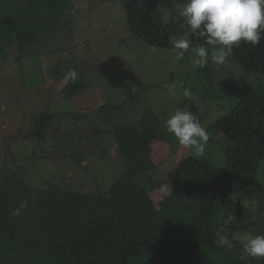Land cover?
<instances>
[{"label":"trees","instance_id":"16d2710c","mask_svg":"<svg viewBox=\"0 0 264 264\" xmlns=\"http://www.w3.org/2000/svg\"><path fill=\"white\" fill-rule=\"evenodd\" d=\"M109 1L121 3L125 26L149 47L173 50L169 37L186 30L178 11L167 21L161 17V11L174 9L186 0ZM0 4V52L13 47L17 60L45 32L63 26L65 20L71 21L65 18L72 10L69 0H0ZM191 39L192 47L204 43L198 36ZM190 56L191 50L183 59ZM229 58L246 74L264 75V39L255 46L242 42ZM204 70L201 67L199 71ZM68 74L61 93L73 98L86 89L84 75L77 68ZM235 78L232 76V83L226 79L211 83L213 93L202 97L215 105L219 103L215 97L234 100L232 107L205 130L239 148L250 170L248 183L235 187L239 177L229 165L219 168L189 155L177 163L171 190L156 206L137 178L154 168L151 145L166 141L167 134L160 117L152 109L144 110L136 123L111 126L125 169L97 193L81 222L70 224L59 207L57 212L64 225H56L53 207L64 203L70 194L60 193L52 184H43L33 193L26 185V165L2 167L0 264H264V258H241L246 238L264 234V89L260 84L256 87L248 80L237 82ZM182 96L179 109L193 112L202 123L205 118L199 113L198 102ZM124 106L121 102L110 107L103 113L104 122ZM52 118L43 112L32 119L33 131L24 138L44 140L46 125ZM207 142L211 144L212 139ZM15 156L18 154H13L11 160ZM23 192L31 196L29 203L21 201ZM231 193L235 209L226 204ZM253 216L255 220H251ZM225 233L233 241L232 248L214 243L218 234Z\"/></svg>","mask_w":264,"mask_h":264},{"label":"rangeland","instance_id":"374dc122","mask_svg":"<svg viewBox=\"0 0 264 264\" xmlns=\"http://www.w3.org/2000/svg\"><path fill=\"white\" fill-rule=\"evenodd\" d=\"M69 2L72 10L65 18L71 21L65 20L63 26L45 32L27 54L17 60L13 47L0 52V171L5 165H26L23 173L27 175L28 190L36 193L43 184H52L60 193L70 194L64 203L53 207L55 224L61 226L64 222L57 212L59 207L70 224L81 222L97 193L124 171L111 126L136 123L148 109L163 122L179 108L188 90L187 97L198 102L199 113L205 118L201 125L206 128L234 104L233 99L217 100L215 95L219 101L216 105L202 99L213 93L211 83L225 79L232 83L234 76L237 82L242 78L264 89V75L242 72L229 57L223 64L209 60L203 66L205 70L199 71L201 67L197 68L191 56L177 59L174 50L139 42L125 26L123 7L118 1ZM179 5L182 4L161 11L162 20L179 12ZM72 68L84 75L86 89L68 98L61 90ZM133 95L138 98L131 101ZM121 102L124 108L104 122L103 113ZM43 112L53 117L46 125V138L26 140L25 135L33 131L32 119ZM163 130L166 141L151 145L154 168L137 178L156 206L171 190L177 163L189 155L215 167L229 165L239 177L235 187L248 183L250 170L234 142L208 135L212 143L207 142L203 154H197L180 145L164 127ZM13 154L18 156L11 160ZM30 199L23 192L21 201L29 203ZM233 199L232 194L226 202L231 209H235Z\"/></svg>","mask_w":264,"mask_h":264},{"label":"clouds","instance_id":"9594fccd","mask_svg":"<svg viewBox=\"0 0 264 264\" xmlns=\"http://www.w3.org/2000/svg\"><path fill=\"white\" fill-rule=\"evenodd\" d=\"M178 10L186 30L170 36L169 43L177 59L191 50L193 63L200 67L209 60L223 64L242 42L255 46L264 39V0H186ZM192 36H198L204 43L192 47ZM183 94L189 96L190 92L185 90ZM163 127L180 145L203 154L209 137L193 112L178 108L163 121ZM230 218L235 220L233 216ZM214 243L233 247L226 233L218 234ZM241 251L242 259L264 258V234L249 235Z\"/></svg>","mask_w":264,"mask_h":264}]
</instances>
